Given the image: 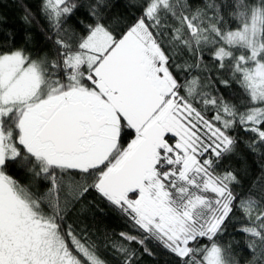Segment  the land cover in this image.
<instances>
[{"label":"snow or ice","instance_id":"1","mask_svg":"<svg viewBox=\"0 0 264 264\" xmlns=\"http://www.w3.org/2000/svg\"><path fill=\"white\" fill-rule=\"evenodd\" d=\"M20 7L23 43L0 41V264H264V0ZM106 209L119 232L94 227Z\"/></svg>","mask_w":264,"mask_h":264},{"label":"trees","instance_id":"2","mask_svg":"<svg viewBox=\"0 0 264 264\" xmlns=\"http://www.w3.org/2000/svg\"><path fill=\"white\" fill-rule=\"evenodd\" d=\"M23 3L31 5L33 8L36 6V0H23ZM22 14L20 0H0V41L6 39L7 33H12L17 44L23 43L27 28L21 19ZM35 39L37 42L40 40L38 36ZM225 94L227 95V92ZM248 163L255 168L251 157L248 158ZM94 227H98L101 230L107 229L112 232H119L124 228V224L115 212L106 209L105 215L95 221ZM232 231L233 229L230 227L229 232ZM236 238L241 241L237 247L243 249V237L236 235ZM240 255L241 259H243L247 255V250L242 251ZM169 261L170 257L162 249L157 250L155 259L148 256L144 257V264H169Z\"/></svg>","mask_w":264,"mask_h":264}]
</instances>
